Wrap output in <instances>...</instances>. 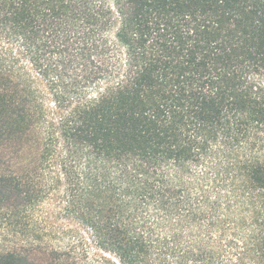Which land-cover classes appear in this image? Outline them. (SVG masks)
<instances>
[{
	"label": "trees",
	"instance_id": "trees-1",
	"mask_svg": "<svg viewBox=\"0 0 264 264\" xmlns=\"http://www.w3.org/2000/svg\"><path fill=\"white\" fill-rule=\"evenodd\" d=\"M0 264H264V0H0Z\"/></svg>",
	"mask_w": 264,
	"mask_h": 264
}]
</instances>
